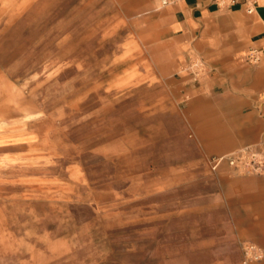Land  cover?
<instances>
[{
	"label": "rangeland",
	"instance_id": "rangeland-1",
	"mask_svg": "<svg viewBox=\"0 0 264 264\" xmlns=\"http://www.w3.org/2000/svg\"><path fill=\"white\" fill-rule=\"evenodd\" d=\"M146 10L0 0V264H243L245 241L264 252L238 181L258 173L209 165L195 89L210 61L194 50L176 65Z\"/></svg>",
	"mask_w": 264,
	"mask_h": 264
},
{
	"label": "crops",
	"instance_id": "crops-1",
	"mask_svg": "<svg viewBox=\"0 0 264 264\" xmlns=\"http://www.w3.org/2000/svg\"><path fill=\"white\" fill-rule=\"evenodd\" d=\"M129 1L135 9H147L152 26L173 45L176 65L194 50L208 57L212 69L206 85L195 90H207L204 128L213 143L210 157L264 141V59L251 68L243 58L251 48L264 53V0H257L252 14L242 6L219 8L212 0H180L162 9L157 8V0ZM229 169L238 172L226 163L215 172L221 170L222 175ZM238 181L256 199L259 218L253 226L256 241L264 247V171Z\"/></svg>",
	"mask_w": 264,
	"mask_h": 264
},
{
	"label": "built area",
	"instance_id": "built-area-1",
	"mask_svg": "<svg viewBox=\"0 0 264 264\" xmlns=\"http://www.w3.org/2000/svg\"><path fill=\"white\" fill-rule=\"evenodd\" d=\"M160 6L166 7L175 4L180 0H157ZM219 8H232L234 6H242L246 12L252 14L255 12L257 0H212ZM262 58V51L258 48H251L247 55L246 61L252 65H256ZM201 61H195L193 67L197 70L193 72L195 76L199 74ZM237 170H245L249 173H261L264 171V141L255 145H247L241 147L231 153L225 155L211 156L209 165L213 171H217L223 164ZM264 252L260 246L252 242H244L243 244V264H249L252 261H258L263 258Z\"/></svg>",
	"mask_w": 264,
	"mask_h": 264
}]
</instances>
